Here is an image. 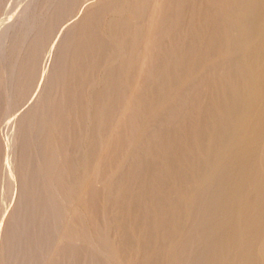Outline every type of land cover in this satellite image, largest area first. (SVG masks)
Instances as JSON below:
<instances>
[{
    "label": "rangeland",
    "instance_id": "obj_1",
    "mask_svg": "<svg viewBox=\"0 0 264 264\" xmlns=\"http://www.w3.org/2000/svg\"><path fill=\"white\" fill-rule=\"evenodd\" d=\"M249 1L0 0V264H264V155L212 141Z\"/></svg>",
    "mask_w": 264,
    "mask_h": 264
},
{
    "label": "bare ground",
    "instance_id": "obj_2",
    "mask_svg": "<svg viewBox=\"0 0 264 264\" xmlns=\"http://www.w3.org/2000/svg\"><path fill=\"white\" fill-rule=\"evenodd\" d=\"M249 3L251 5L249 12L241 11L242 13L237 15L235 20L226 24L228 32L226 58L230 61L235 60L239 56V49L240 52L244 49L243 54L252 57V60H249L240 71V75L246 80V89L242 93L240 92L241 98L245 102H242L239 96L236 100L233 98V105L229 109H222L224 114L221 116L226 118L225 123L214 132L212 141L213 144H216V136L222 134L225 136L223 141H221L222 146H235L238 149L235 152L237 159L252 158L257 161L260 160V156L264 155V0H250ZM33 4L34 2L28 3L27 7H32ZM29 19L26 15L24 18V30L31 28L33 25V21L30 22ZM258 19L260 24L256 25L255 23ZM248 41L252 42L253 46L246 49L244 45ZM234 114H240V118L234 120L231 117ZM229 135H233V137L227 139ZM6 164L9 165V163ZM214 164L215 162L212 159L205 168L208 172L207 176L213 179L216 177L210 172V167ZM260 170L264 171V163L262 161H259L256 165L246 167L242 170V173H251L255 176ZM238 185L242 190L246 191V194H239L234 201L235 203L239 204V206L245 205L257 196V200L264 206V187L242 180L239 181ZM229 207L230 210L233 208L231 205ZM253 219L250 218L248 221L254 223L256 228L254 229L253 226L246 237L238 238L236 231L239 227L233 225L231 237L229 236L228 239L242 249L252 244V240L259 237L258 223ZM227 230L229 231L230 228L228 227ZM222 256L226 255L222 254Z\"/></svg>",
    "mask_w": 264,
    "mask_h": 264
}]
</instances>
